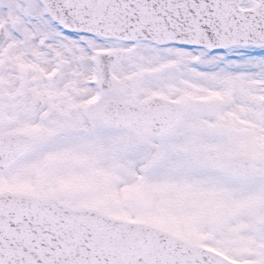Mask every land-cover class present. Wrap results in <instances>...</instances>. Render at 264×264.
Masks as SVG:
<instances>
[{
  "label": "snow or ice",
  "instance_id": "obj_1",
  "mask_svg": "<svg viewBox=\"0 0 264 264\" xmlns=\"http://www.w3.org/2000/svg\"><path fill=\"white\" fill-rule=\"evenodd\" d=\"M0 264H264V0H0Z\"/></svg>",
  "mask_w": 264,
  "mask_h": 264
}]
</instances>
